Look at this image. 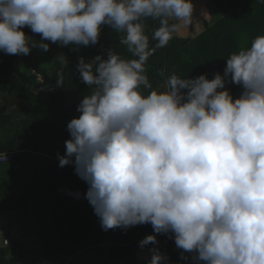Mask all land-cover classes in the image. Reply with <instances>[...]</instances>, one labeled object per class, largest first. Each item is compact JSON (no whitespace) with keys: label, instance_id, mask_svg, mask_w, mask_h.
I'll use <instances>...</instances> for the list:
<instances>
[{"label":"clouds","instance_id":"clouds-1","mask_svg":"<svg viewBox=\"0 0 264 264\" xmlns=\"http://www.w3.org/2000/svg\"><path fill=\"white\" fill-rule=\"evenodd\" d=\"M193 8L192 0H0V51H47L45 40L95 45L105 25L121 33L133 58L110 49L107 59H79L90 92L67 124L59 166L74 163L104 231L150 223L196 264H264V35L230 53L211 80L169 72L154 89L146 74L156 50L193 23ZM148 20L158 22L154 46ZM227 83L243 87L238 98ZM156 243V235L139 242ZM151 251L149 264H161Z\"/></svg>","mask_w":264,"mask_h":264},{"label":"trees","instance_id":"trees-1","mask_svg":"<svg viewBox=\"0 0 264 264\" xmlns=\"http://www.w3.org/2000/svg\"><path fill=\"white\" fill-rule=\"evenodd\" d=\"M212 2L220 14L216 21L206 24L204 31L194 37L174 36L166 47L157 49L149 58L146 74L154 89L163 88L169 72L189 79L207 74V78L211 80L217 72L223 75L230 53L238 51L241 46H250L256 36L264 35V2L261 0ZM146 24L150 46H154L156 42L151 40V35L158 22L148 20ZM23 31L26 35L41 36L33 33L27 26ZM121 35L110 26H102L98 43L79 45V52L89 58L92 57L88 55L90 49L101 47L106 50L103 52L106 55L113 49L122 58L131 59L133 57L127 51V46L119 42ZM66 46L68 53L65 61L75 56V52L70 51L73 44ZM15 59L16 62L12 63L11 55L0 51V93L13 92L20 95L23 93L22 90L17 91L18 86H24L29 92V83L35 82L34 75L20 72L17 55ZM38 71L41 72L39 69ZM161 72L165 75L162 76ZM43 75L42 89L37 90L36 95L24 93L29 95L22 101L29 109V116L0 132V153L13 152L9 161L0 164L8 167L7 178L0 180V210H27L31 215L35 212L39 214L42 210L49 216V222L37 224L41 247L28 251L32 255L29 264H48L49 261L53 264H134L135 247H140L139 242L148 235L158 236L152 225L149 223L126 230L117 227L104 231L85 197L88 184L81 178L75 183L69 180V171L76 173L74 163L60 167L58 159L40 155L44 150L40 146V135L48 138L47 141L55 136L58 141L63 142L68 140V135L64 133L62 120L59 121L58 131L44 132V121L39 118V114H51L62 119L70 100L65 80L62 87H57L56 80L48 79L44 72ZM18 79L22 85L18 83ZM226 88L234 99L243 92V87L235 83H227ZM6 122H11L10 115L0 113V126H5ZM51 153L55 154L53 149ZM43 161L45 162L42 163ZM31 201L35 202L36 209L32 207ZM113 243L121 244L117 248V254L105 256L103 244ZM15 244L22 250L15 254L12 262L6 258L10 249L3 243L4 246L0 247V264L21 263L27 250L20 241L17 240ZM171 244L172 242L162 244L161 248L171 261L176 262L182 256L172 252ZM159 245L157 241L146 247Z\"/></svg>","mask_w":264,"mask_h":264},{"label":"crops","instance_id":"crops-1","mask_svg":"<svg viewBox=\"0 0 264 264\" xmlns=\"http://www.w3.org/2000/svg\"><path fill=\"white\" fill-rule=\"evenodd\" d=\"M192 3L194 5L193 8V23L189 25V27H182L181 30L175 35V37H194L201 32L204 31L205 25L212 24L214 21H216L220 14L218 10L216 9L215 5L213 4L212 0H192ZM207 14L208 16L205 17L204 14ZM31 37L35 41H41L40 35H27ZM44 43L49 44V49L47 51H44L39 48H32L30 54L28 55H17V64L19 67V70L22 74L29 75L31 73V70L34 69L37 72L41 73L43 75V72L47 76L48 79L54 81L58 78V73L63 71V77L64 80L68 84V94L70 97L68 109L63 114L64 117L61 119L60 117H57L55 115L46 114V113H40L39 118L44 121L42 127L44 128V132H55L59 130V121L62 120V124H64V133L68 135V139H70V133L67 130V124L70 122L73 118H78L80 113L77 111V106L80 103V101L83 99V97L90 92V88L87 84L82 82L80 73L77 70V65L79 63L80 57H83L86 62L93 60V58L97 55H101L102 58L107 59V55L104 54L106 50L101 47H93L90 49L88 55L90 54L92 57L87 58L85 55L81 54L79 52V45L73 44V48H70V51L72 53L75 52V56L65 61V58L67 57L68 49L66 45H61L59 42L52 43L51 41L45 40ZM102 49V51H101ZM104 52V53H103ZM12 63L16 62L15 55H11ZM41 70L38 71V69ZM43 75V79H44ZM43 82V81H42ZM36 81L29 83V92L31 94L36 95L37 90L42 89L41 83ZM18 83L20 85L21 81L18 79ZM17 84V85H19ZM35 85H39L36 87ZM22 90L23 94H16V93H0V113H5L10 115L11 122H6L5 126H0V132L3 131V129H8L12 124L17 123L20 119L26 118L29 116V109L24 106L22 101L26 98H28L29 93L27 89L24 88V86H18L17 91ZM29 93V94H30ZM24 96L25 98H22ZM60 124V125H62ZM2 137V134H1ZM53 139H50L47 141L48 138L39 136L40 146L44 148L42 150L43 152H40V155L43 157L48 158H56L58 154H65L66 148H65V142L58 141V137L52 136ZM51 149L54 151V155L51 153ZM74 159V158H73ZM43 161L42 163H44ZM69 180L75 181L79 180V176L69 171ZM8 176V167L5 165L0 166V180H5ZM61 178V177H59ZM72 189V187H71ZM11 215L14 217L13 221L9 218V215L6 213H0V247L4 246L2 242L1 236L5 234V232L8 230L9 234H7V237L9 238H3L8 239L10 243L11 241L18 240L22 244H25L24 248L27 250V254L29 255L30 250L36 248L33 246H28L29 244L26 243V241L30 242L33 245H36V243L40 242L38 239V232L39 227L37 225H33V219L32 218H24L27 220L23 226L21 227L22 230L17 229V227L20 225L22 220H20L19 216L15 215V210H9ZM35 218V217H33ZM11 222H14L11 225ZM29 222V223H27ZM141 224L133 226L139 227ZM16 226V230H12L13 227ZM76 228H79L78 224H75ZM9 229H11L9 231ZM159 235V234H158ZM15 237V238H14ZM158 241V239H157ZM159 242V241H158ZM174 242V241H173ZM172 242V243H173ZM160 245L157 247H135V262L134 264H149L151 257H152V249H158L159 252H163L161 245L162 243L159 242ZM121 244H103L105 247L104 254L105 256H112L117 254L118 251L117 248ZM172 245V244H171ZM8 247V245H6ZM9 254L6 258L10 260L11 251L9 250ZM165 254V253H164ZM27 255V256H28ZM15 256V255H14ZM183 256V255H181ZM24 256L22 257V259ZM182 257H180L181 259ZM171 261L169 257L165 255V259L161 262V264H177V262L180 261Z\"/></svg>","mask_w":264,"mask_h":264},{"label":"rangeland","instance_id":"rangeland-1","mask_svg":"<svg viewBox=\"0 0 264 264\" xmlns=\"http://www.w3.org/2000/svg\"><path fill=\"white\" fill-rule=\"evenodd\" d=\"M31 204H32V207L35 205V202H33V201H31ZM33 208H35L36 209V207L34 206ZM0 213H6L7 215H9V218L11 219V221H13V219H14V217L11 215V213L7 210H0ZM29 213V211H27V210H23V211H16L15 212V215H17V216H19V218H20V220H22V222L20 223V225L17 227V229H19V230H22V226H23V224L27 221V220H25L24 218H27V217H29V218H32L33 220V225H37L39 222H49L50 220H49V216L47 217V213H45L44 211H42V210H40L39 211V214H37L36 212H35V214H28ZM37 215V216H36ZM27 216V217H26ZM33 217H35V218H33ZM14 222H11V225L13 224ZM27 223H29V222H27ZM11 229H9V231H10ZM12 230H16V226H14L13 227V229ZM11 232V231H10ZM7 234H9V232H8V230L5 232V234L4 235H2L1 236V238H2V242L4 241V239L3 238H9V237H7ZM15 238V237H14ZM39 239V238H38ZM12 239H10V243H9V240H8V249H10V251H12V252H14V253H11V258H10V260L12 261V262H14V255L16 254V253H18L19 251H21L22 249H21V247H17L16 246V242L15 241H11ZM17 241V240H16ZM26 243L27 244H29L28 246H33V247H36V248H40L41 247V242H38V243H36V245H33V244H31L30 242H28V241H26ZM23 246H25V244H23ZM8 255H10V254H8ZM28 254L26 253V254H24V258L22 259V261H21V263L20 264H29V263H31L30 262V259H31V256L32 255H30V253H29V255L27 256ZM39 260V259H38ZM59 260V258L58 259H56V262ZM53 261H55V260H53ZM14 264H16V263H14ZM48 264H53V262L52 261H49V263Z\"/></svg>","mask_w":264,"mask_h":264},{"label":"built area","instance_id":"built-area-1","mask_svg":"<svg viewBox=\"0 0 264 264\" xmlns=\"http://www.w3.org/2000/svg\"><path fill=\"white\" fill-rule=\"evenodd\" d=\"M31 74L35 76L36 81L38 82H42L43 81V75L39 72H37L36 70L32 69L31 70ZM13 152H3L0 153V164L2 163H6L7 161L10 160L11 155ZM4 154L6 156V159L4 158ZM164 238V244L169 243V242H173L174 241V237L172 236L171 233L169 234H159ZM4 244H8V239H4L3 241ZM195 255V253L192 254H186L183 255L182 258L180 259L179 262H177V264H196V262L193 261L192 257ZM183 257H187V259H184ZM199 264H204V262H199Z\"/></svg>","mask_w":264,"mask_h":264},{"label":"water","instance_id":"water-1","mask_svg":"<svg viewBox=\"0 0 264 264\" xmlns=\"http://www.w3.org/2000/svg\"><path fill=\"white\" fill-rule=\"evenodd\" d=\"M35 86L38 87L39 85H35ZM157 239L162 244L164 243V238L161 235H158L157 236ZM171 249H172V252L174 254H177V255H186V254H192V253H194V252H185L184 250L177 248L176 245H175V241L172 243ZM160 253L165 257V254L164 253H162V252H160Z\"/></svg>","mask_w":264,"mask_h":264}]
</instances>
